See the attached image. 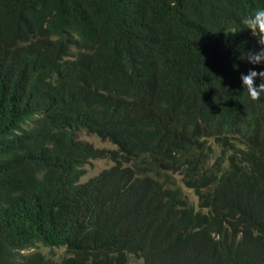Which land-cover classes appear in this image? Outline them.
<instances>
[{
    "label": "trees",
    "instance_id": "trees-1",
    "mask_svg": "<svg viewBox=\"0 0 264 264\" xmlns=\"http://www.w3.org/2000/svg\"><path fill=\"white\" fill-rule=\"evenodd\" d=\"M260 7L0 0V264H264Z\"/></svg>",
    "mask_w": 264,
    "mask_h": 264
},
{
    "label": "clouds",
    "instance_id": "clouds-1",
    "mask_svg": "<svg viewBox=\"0 0 264 264\" xmlns=\"http://www.w3.org/2000/svg\"><path fill=\"white\" fill-rule=\"evenodd\" d=\"M240 22L246 26L250 34L256 38L260 45L256 51H249L241 58H247L251 64L264 63V7H260L240 18ZM257 79L261 82L257 83ZM241 88L246 90L252 100H257L264 96V71L257 72L254 68L240 75Z\"/></svg>",
    "mask_w": 264,
    "mask_h": 264
},
{
    "label": "rangeland",
    "instance_id": "rangeland-1",
    "mask_svg": "<svg viewBox=\"0 0 264 264\" xmlns=\"http://www.w3.org/2000/svg\"><path fill=\"white\" fill-rule=\"evenodd\" d=\"M76 136L77 138L81 140L89 141L98 147H109V148L113 147L108 141L101 140L99 137H97L94 134H87L83 130L78 131ZM219 153H220L219 148L216 147L214 156H216ZM111 164L112 162L106 158L90 159V161L84 165L85 174L80 178V181L85 182L90 177L98 174L102 169L110 166ZM184 189L187 193H189L191 200L196 202L197 196L194 194V191L186 187H184ZM36 250L43 251L44 253H48L50 251L49 247L37 245L33 248L22 250V253H27V252L36 251ZM52 252H53L54 257L58 259L64 253V249L62 247H56L53 249ZM133 263L140 264V261H134Z\"/></svg>",
    "mask_w": 264,
    "mask_h": 264
}]
</instances>
